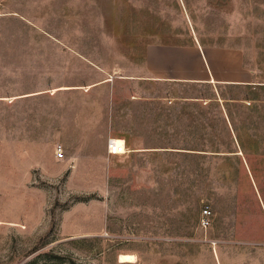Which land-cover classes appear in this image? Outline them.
Listing matches in <instances>:
<instances>
[{"label":"rangeland","instance_id":"rangeland-1","mask_svg":"<svg viewBox=\"0 0 264 264\" xmlns=\"http://www.w3.org/2000/svg\"><path fill=\"white\" fill-rule=\"evenodd\" d=\"M153 42L239 46L261 81L105 112L87 85ZM0 264H264V0H0Z\"/></svg>","mask_w":264,"mask_h":264},{"label":"crops","instance_id":"crops-1","mask_svg":"<svg viewBox=\"0 0 264 264\" xmlns=\"http://www.w3.org/2000/svg\"><path fill=\"white\" fill-rule=\"evenodd\" d=\"M128 77L135 83H89L87 89H103L105 112L108 110L109 99L119 98L117 111L124 112L123 116L126 117L127 103L147 106L161 103L167 106L179 100H197V96L192 94L175 93L184 86L216 88L217 84L256 85L261 81L257 69L245 61L243 48L235 45H205L201 42L186 45L149 43L144 52L142 67H137ZM123 84H127V88L118 93V88ZM121 117V122L128 119L122 120ZM124 124L115 128L111 126L106 136L109 133L110 136L125 138L131 148H139V144L128 140L129 128L128 131L124 130ZM114 132L117 134L112 135Z\"/></svg>","mask_w":264,"mask_h":264},{"label":"built area","instance_id":"built-area-1","mask_svg":"<svg viewBox=\"0 0 264 264\" xmlns=\"http://www.w3.org/2000/svg\"><path fill=\"white\" fill-rule=\"evenodd\" d=\"M107 152L110 155H116L126 152V141L124 138L117 136H109L107 140ZM56 153L60 156L64 153L62 144L56 147ZM211 209L208 205L202 208L201 223L207 226L210 223Z\"/></svg>","mask_w":264,"mask_h":264},{"label":"bare ground","instance_id":"bare-ground-1","mask_svg":"<svg viewBox=\"0 0 264 264\" xmlns=\"http://www.w3.org/2000/svg\"><path fill=\"white\" fill-rule=\"evenodd\" d=\"M67 87V85H65ZM119 259L121 261H134L135 260V254L133 253H121L119 256Z\"/></svg>","mask_w":264,"mask_h":264}]
</instances>
